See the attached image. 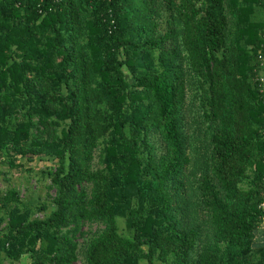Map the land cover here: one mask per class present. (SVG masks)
<instances>
[{
    "label": "trees",
    "instance_id": "obj_1",
    "mask_svg": "<svg viewBox=\"0 0 264 264\" xmlns=\"http://www.w3.org/2000/svg\"><path fill=\"white\" fill-rule=\"evenodd\" d=\"M263 48L264 0H0V154L56 191L0 192V264H264Z\"/></svg>",
    "mask_w": 264,
    "mask_h": 264
},
{
    "label": "rangeland",
    "instance_id": "obj_2",
    "mask_svg": "<svg viewBox=\"0 0 264 264\" xmlns=\"http://www.w3.org/2000/svg\"><path fill=\"white\" fill-rule=\"evenodd\" d=\"M189 112L187 115V130L189 134L194 136L200 135L198 129L206 130V124L198 123L199 111L196 104L191 105L189 103ZM203 138V135L201 136ZM192 141V140H191ZM196 142V139H195ZM194 142V143H195ZM11 158H14V156ZM16 164H20L19 167H12L10 164L3 162V154H0V169L2 170L0 181V192L5 194L10 188L16 187L21 192V197L31 205H43L47 203L49 210L54 209L52 205V199L56 195L55 189H50L49 178L43 174L46 168L55 165V162L49 157L36 158L34 160H28L26 158H20L19 155H15ZM45 217L44 212H38L36 217ZM6 222L0 226V233L3 231ZM126 224L121 221V230H126ZM102 230V227L97 224H87L83 226L76 239L79 244L82 245L85 242L86 237H93ZM255 246L258 248L264 247V232H257ZM32 259L30 255L24 256L21 261H16L13 264H31ZM5 264H12L10 260H6ZM75 264H85V260L81 257ZM140 264H147L145 261Z\"/></svg>",
    "mask_w": 264,
    "mask_h": 264
},
{
    "label": "built area",
    "instance_id": "obj_3",
    "mask_svg": "<svg viewBox=\"0 0 264 264\" xmlns=\"http://www.w3.org/2000/svg\"><path fill=\"white\" fill-rule=\"evenodd\" d=\"M261 60H262V63H261L262 71L260 73V77H261L260 79H261V82H262V90L264 92V48L262 50ZM260 231L263 232V230H260Z\"/></svg>",
    "mask_w": 264,
    "mask_h": 264
},
{
    "label": "crops",
    "instance_id": "obj_4",
    "mask_svg": "<svg viewBox=\"0 0 264 264\" xmlns=\"http://www.w3.org/2000/svg\"><path fill=\"white\" fill-rule=\"evenodd\" d=\"M259 232H261V231H259ZM264 232V231H263Z\"/></svg>",
    "mask_w": 264,
    "mask_h": 264
}]
</instances>
